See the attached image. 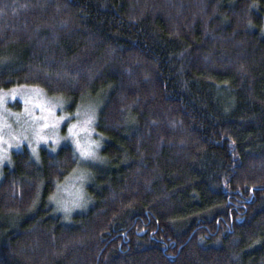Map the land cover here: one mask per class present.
<instances>
[{"label":"trees","instance_id":"1","mask_svg":"<svg viewBox=\"0 0 264 264\" xmlns=\"http://www.w3.org/2000/svg\"><path fill=\"white\" fill-rule=\"evenodd\" d=\"M22 86L94 98L102 160L66 215L72 145L12 152L0 264H264V0H0Z\"/></svg>","mask_w":264,"mask_h":264},{"label":"rangeland","instance_id":"2","mask_svg":"<svg viewBox=\"0 0 264 264\" xmlns=\"http://www.w3.org/2000/svg\"><path fill=\"white\" fill-rule=\"evenodd\" d=\"M12 101L22 102V107L17 108ZM97 115L98 106L91 97L74 103L61 95H50L40 86L0 91V177L3 167L11 164L13 151L28 147L38 159L40 149L55 151L70 144L80 162L53 192L52 203L66 215L85 208L87 167L102 160V144L95 128Z\"/></svg>","mask_w":264,"mask_h":264}]
</instances>
